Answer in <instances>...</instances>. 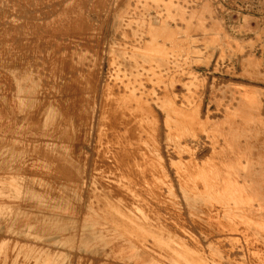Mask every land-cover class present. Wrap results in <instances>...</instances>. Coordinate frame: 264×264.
<instances>
[{"label": "rangeland", "instance_id": "obj_1", "mask_svg": "<svg viewBox=\"0 0 264 264\" xmlns=\"http://www.w3.org/2000/svg\"><path fill=\"white\" fill-rule=\"evenodd\" d=\"M263 170L264 0H0V264H264Z\"/></svg>", "mask_w": 264, "mask_h": 264}, {"label": "bare ground", "instance_id": "obj_2", "mask_svg": "<svg viewBox=\"0 0 264 264\" xmlns=\"http://www.w3.org/2000/svg\"><path fill=\"white\" fill-rule=\"evenodd\" d=\"M67 33V32H66ZM65 33V34H66ZM36 46V45H35ZM10 47H11V45H10ZM72 52V51H71ZM88 57V56H87ZM84 61V60H83ZM72 67V66H71ZM79 67V66H78ZM83 68V67H82ZM82 70V69H81ZM78 74V73H77ZM84 74V73H83ZM82 75V74H81ZM127 75V74H126ZM8 77V76H7ZM13 83V82H12ZM53 84V83H52ZM101 84V83H100ZM11 85V84H10ZM117 85V84H116ZM151 87V86H150ZM161 88V87H160ZM112 90V89H111ZM48 91V90H47ZM52 91V90H51ZM144 91V90H143ZM168 91V90H167ZM6 92V91H5ZM107 92V91H106ZM125 92V91H124ZM147 92V91H146ZM46 93V92H45ZM117 93H118V91H117ZM128 92H126V94H127ZM125 95V94H124ZM137 95V94H136ZM121 96V95H120ZM146 96V95H145ZM17 97V96H16ZM11 99V98H10ZM118 100V99H117ZM97 101V100H96ZM129 102V101H128ZM91 103V102H90ZM89 105V104H88ZM123 105V104H122ZM130 105V104H129ZM133 106V105H132ZM131 106V107H132ZM90 107V106H89ZM113 107H115V106H113ZM121 107V106H120ZM142 108V107H141ZM13 109V108H12ZM134 109V108H133ZM119 110V109H118ZM141 110V109H140ZM145 110V109H144ZM169 110V109H168ZM110 111V110H109ZM146 111V110H145ZM135 112V111H134ZM150 112V111H149ZM16 113V112H15ZM131 113V112H130ZM187 113V112H186ZM127 114V113H126ZM141 114V113H140ZM130 115V114H129ZM146 115H148V114H146ZM170 115V114H169ZM95 116V115H94ZM134 116V115H133ZM81 117V116H80ZM114 117V116H113ZM129 117V116H128ZM135 117V116H134ZM119 118V117H118ZM140 118H141V115H140ZM151 118V117H150ZM111 119V118H110ZM142 119H144V118H142ZM147 119V118H146ZM95 120V119H94ZM127 120V119H126ZM133 120V119H132ZM137 120V119H136ZM149 120H151V119H149ZM121 121V120H120ZM129 121H130V119H129ZM243 121V120H242ZM19 122V121H18ZM145 122V121H144ZM200 123V122H199ZM248 123V122H247ZM7 124V123H6ZM108 124V123H107ZM136 124V123H135ZM134 124V125H135ZM15 125V124H14ZM115 125V124H114ZM132 125H133V123H132ZM238 125V124H237ZM192 126V125H191ZM37 127V126H36ZM4 128V127H3ZM135 128V127H134ZM137 128V127H136ZM190 128V127H189ZM194 128V127H193ZM118 129H120V128H118ZM117 129V130H118ZM142 129V128H141ZM60 130V129H59ZM104 130V129H103ZM35 131V130H34ZM128 131V130H127ZM131 131V130H130ZM139 131V130H138ZM120 133V132H119ZM124 133V132H123ZM107 135H109V134H107ZM153 135V134H152ZM41 136V135H40ZM112 136V135H111ZM130 136V135H129ZM53 137H54V135H53ZM115 137V136H114ZM113 137V138H114ZM120 137V136H119ZM128 137V136H127ZM103 138V137H102ZM110 138V137H109ZM16 139V138H15ZM51 139V138H50ZM112 139V138H111ZM133 139H135V138H133ZM136 140V139H135ZM66 141V140H65ZM124 141V140H123ZM37 143V142H36ZM49 143V142H48ZM41 144V143H40ZM52 144V143H51ZM44 145V144H43ZM141 145V144H140ZM169 145V144H168ZM47 146V145H46ZM49 147V146H48ZM120 147H121V145H120ZM119 147V148H120ZM123 147V146H122ZM238 147V146H237ZM138 148V147H137ZM35 149V148H34ZM49 149H50V147H49ZM127 149V148H126ZM129 149V148H128ZM115 150V149H114ZM140 150V149H139ZM146 150V149H145ZM43 151V150H42ZM116 151V150H115ZM121 151V150H120ZM117 152H118V150H117ZM136 152V151H135ZM237 152V151H236ZM116 153V152H115ZM122 153V152H121ZM123 154V153H122ZM113 155H114V153H113ZM134 155V154H133ZM138 155V154H137ZM104 156V155H103ZM117 156V155H116ZM126 156V155H125ZM136 155H134V157H135ZM241 156V155H240ZM47 157V156H46ZM127 157H129V156H127ZM133 157V156H132ZM136 157H140V156H136ZM142 157V156H141ZM213 157V156H212ZM65 158V157H64ZM35 159V158H34ZM46 159V158H45ZM61 159V158H60ZM125 159V158H124ZM124 159H122V160H124ZM48 161V160H47ZM56 161V160H55ZM115 161V160H114ZM137 161V160H136ZM214 161V160H213ZM171 162V161H170ZM68 163V162H67ZM120 163V160H119V162H118V164ZM225 163V162H224ZM139 164V163H138ZM37 165V164H36ZM58 165V164H57ZM127 165V164H126ZM131 165V164H130ZM170 165V164H169ZM219 165V164H218ZM95 166V165H94ZM114 166V165H113ZM117 166V165H116ZM127 167V166H126ZM30 168V167H29ZM62 168V167H61ZM125 169V168H124ZM180 169V168H179ZM191 169V168H190ZM118 170V169H117ZM128 170V169H127ZM147 170V169H146ZM195 170V169H194ZM100 171V170H99ZM123 171V170H122ZM122 171H121V173H122ZM125 171V170H124ZM123 171V172H124ZM130 171V170H129ZM134 171V170H133ZM142 171H143V169H142ZM189 172V171H188ZM263 172H264V170H263ZM195 173V172H194ZM138 174V173H137ZM1 175V174H0ZM136 175V174H135ZM234 175V174H233ZM259 175V174H258ZM125 176V175H124ZM133 176V175H132ZM146 176H148V175H146ZM187 176V175H186ZM11 177V176H10ZM75 177V176H74ZM113 177V176H112ZM134 177V176H133ZM261 177V176H260ZM260 177H257V180H258V178H260ZM98 178V177H97ZM137 178V177H136ZM162 178V177H161ZM174 178V177H173ZM110 179V178H109ZM108 179V180H109ZM261 179V178H260ZM15 180V179H14ZM82 180V179H81ZM99 180V179H98ZM103 180V179H102ZM139 180V179H138ZM248 180V179H247ZM107 181V180H106ZM101 182V181H100ZM112 182V181H111ZM120 182V181H119ZM238 182V181H237ZM256 182V181H255ZM24 183V182H23ZM104 183H105V181H104ZM149 183V182H148ZM150 183H151V181H150ZM241 183H243V182H241ZM258 183V182H257ZM261 183V182H260ZM120 184V183H119ZM158 184V183H157ZM139 185H140V183H139ZM143 185V184H142ZM199 185V184H198ZM260 185V184H259ZM130 186V185H129ZM144 186V185H143ZM156 186V185H155ZM202 186V185H201ZM124 187V186H123ZM145 187V186H144ZM100 188V187H99ZM114 188V187H113ZM125 188V187H124ZM133 189V188H132ZM136 189V188H135ZM153 189V188H152ZM154 189H156V188H154ZM253 189H254V187H253ZM145 190V189H144ZM105 191H107V190H105ZM153 191V190H152ZM155 191V190H154ZM233 191V190H232ZM254 191V190H253ZM115 192V191H114ZM137 192V191H136ZM148 192V191H147ZM159 192V191H158ZM175 192V191H174ZM146 193V192H145ZM154 193V192H153ZM153 193H152V195H153ZM246 194V193H245ZM112 195V194H111ZM156 195V194H155ZM173 195V194H172ZM175 195V194H174ZM197 195H198V193H197ZM95 196V195H94ZM200 196V195H199ZM202 196V195H201ZM250 196V195H249ZM114 197V196H113ZM149 197V196H148ZM15 198V197H14ZM201 198V197H200ZM66 199V198H65ZM115 199V198H114ZM151 199V198H150ZM174 199V198H173ZM149 200V199H148ZM170 200V199H169ZM173 202V201H172ZM114 203V202H113ZM166 203V202H165ZM15 204V203H14ZM168 204V203H167ZM206 204V203H205ZM185 205V204H184ZM250 205V204H249ZM94 206V205H93ZM105 206V205H104ZM103 206V207H104ZM177 206H178V204H177ZM108 208V207H107ZM124 209V208H123ZM168 209V208H167ZM170 209V208H169ZM153 210V209H152ZM148 211V210H147ZM154 211V210H153ZM96 212H98V211H96ZM111 213V212H110ZM149 213V212H148ZM155 213V212H154ZM207 213V212H206ZM101 214V213H100ZM104 214V213H103ZM173 214V213H172ZM123 215V214H122ZM154 215V214H153ZM158 215H159V213H158ZM166 216V215H165ZM127 217V216H126ZM155 217V216H154ZM166 218V217H165ZM172 218V217H171ZM118 222V221H117ZM122 224V223H121ZM143 224V223H142ZM174 225V224H173ZM178 225V224H177ZM145 226H146V224H145ZM152 227V226H151ZM154 227H156L157 228V226H154ZM168 227V226H167ZM119 228V227H118ZM159 229V228H158ZM174 229V228H173ZM119 231V230H118ZM136 231V230H135ZM152 231V230H151ZM154 232V231H153ZM161 233V232H160ZM163 233V232H162ZM179 233V232H178ZM152 234V233H151ZM128 235V234H127ZM126 235V236H127ZM176 235V234H175ZM179 235V234H178ZM140 236V235H139ZM187 236V235H186ZM173 237V236H172ZM4 238V237H3ZM6 239V238H5ZM159 240V239H158ZM21 241V240H20ZM23 241V240H22ZM183 241V240H182ZM13 242V241H12ZM24 242V241H23ZM149 242V241H148ZM181 242V241H180ZM19 243V242H18ZM138 243V242H137ZM151 243V242H150ZM185 243V242H184ZM33 244V243H32ZM143 244V243H142ZM149 244V243H148ZM168 244V243H167ZM181 244V243H180ZM17 245V244H16ZM26 245V244H25ZM31 245V244H30ZM34 245V244H33ZM157 245V244H156ZM183 245V244H182ZM181 245V246H182ZM194 245V244H193ZM6 246V245H5ZM12 246V245H11ZM19 246V245H18ZM17 246V247H18ZM38 246V245H37ZM189 246V245H188ZM196 246V245H195ZM194 246V247H195ZM34 247V246H33ZM143 247V246H142ZM167 247H168V245H167ZM185 247V246H184ZM16 248V247H15ZM32 248V247H31ZM45 248V247H44ZM149 248V247H148ZM147 248V249H148ZM189 248V247H188ZM41 249V248H40ZM113 249V248H112ZM156 249H157V247H156ZM159 249V248H158ZM191 249H192V247H191ZM10 250V249H9ZM26 250V249H25ZM43 250V249H42ZM195 251H196V249H194ZM155 251V250H154ZM187 251V250H186ZM192 251V250H191ZM190 251V252H191ZM116 252H117V250H116ZM161 253V252H160ZM174 253V252H173ZM193 254V253H192ZM167 255V254H166ZM189 255V254H188ZM21 256V255H20ZM27 256V255H26ZM82 256V255H81ZM24 257V256H23ZM29 258V257H28ZM176 258V257H175ZM197 258V257H196ZM195 258V259H196ZM10 259V258H9ZM21 259V258H20ZM162 259V258H161ZM100 260V259H99ZM180 260V259H179ZM107 262V261H106ZM165 262V261H164ZM197 262H198V260H197ZM208 262V261H207ZM138 263V262H137ZM177 263V262H176ZM110 264V263H109ZM164 264V263H163ZM203 264V263H202Z\"/></svg>", "mask_w": 264, "mask_h": 264}]
</instances>
